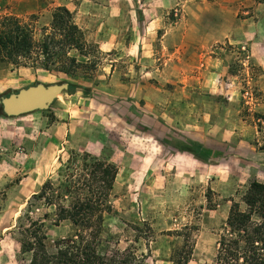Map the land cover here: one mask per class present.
<instances>
[{
  "label": "rangeland",
  "instance_id": "374dc122",
  "mask_svg": "<svg viewBox=\"0 0 264 264\" xmlns=\"http://www.w3.org/2000/svg\"><path fill=\"white\" fill-rule=\"evenodd\" d=\"M59 7L89 45L75 75L0 62V97L76 87L47 110L0 107V264H29L14 240L29 204L50 252L76 232L32 199L70 151L118 169L100 252L168 261L188 233L191 264H217L232 204L264 178V0H0V19L40 39Z\"/></svg>",
  "mask_w": 264,
  "mask_h": 264
},
{
  "label": "trees",
  "instance_id": "16d2710c",
  "mask_svg": "<svg viewBox=\"0 0 264 264\" xmlns=\"http://www.w3.org/2000/svg\"><path fill=\"white\" fill-rule=\"evenodd\" d=\"M88 49L83 32L64 7L55 10L52 24L42 31L40 39L19 21L9 17L0 19V62L6 61L16 68L75 75L84 65L71 53L87 56ZM75 88L70 86L68 92ZM117 174L113 164L85 152H69L58 183L47 180L32 199L53 208L55 225L69 221L76 232L72 237L56 241L50 252L44 222L30 217L33 204H29L27 214L18 223L19 237L14 238L20 253L28 256L29 264H143V255L137 256L127 249L100 252L103 223L111 210ZM243 204V209L238 203L230 208L218 241L217 264H264V185L253 182L243 196ZM183 237L184 247L173 252L172 264H187L191 260L193 246L189 234Z\"/></svg>",
  "mask_w": 264,
  "mask_h": 264
},
{
  "label": "water",
  "instance_id": "95a60500",
  "mask_svg": "<svg viewBox=\"0 0 264 264\" xmlns=\"http://www.w3.org/2000/svg\"><path fill=\"white\" fill-rule=\"evenodd\" d=\"M68 83L44 85L41 83L0 97L2 113L9 118L23 116L35 111L47 110L57 97L67 91Z\"/></svg>",
  "mask_w": 264,
  "mask_h": 264
},
{
  "label": "crops",
  "instance_id": "0c3cea01",
  "mask_svg": "<svg viewBox=\"0 0 264 264\" xmlns=\"http://www.w3.org/2000/svg\"><path fill=\"white\" fill-rule=\"evenodd\" d=\"M253 160H255L254 162H256V163H254L253 162V164H259V165H262L263 166V168H264V163H262V164H260L257 160V157H256V155L253 157ZM257 181H258V179H257ZM263 185H264V178L262 179V180H259ZM150 260V261H149ZM191 261V260H190ZM188 262L187 264H191L192 262ZM148 262H150V263H152V264H172V262H171V260L169 259L168 261H165V260H163V259H161L160 258V260L159 259H152L151 257H149L148 256V258L147 259H144V261H143V264H148Z\"/></svg>",
  "mask_w": 264,
  "mask_h": 264
}]
</instances>
